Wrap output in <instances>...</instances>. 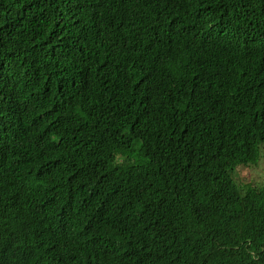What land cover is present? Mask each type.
<instances>
[{
    "label": "trees",
    "instance_id": "trees-1",
    "mask_svg": "<svg viewBox=\"0 0 264 264\" xmlns=\"http://www.w3.org/2000/svg\"><path fill=\"white\" fill-rule=\"evenodd\" d=\"M264 0H0V264H264Z\"/></svg>",
    "mask_w": 264,
    "mask_h": 264
},
{
    "label": "rangeland",
    "instance_id": "rangeland-1",
    "mask_svg": "<svg viewBox=\"0 0 264 264\" xmlns=\"http://www.w3.org/2000/svg\"><path fill=\"white\" fill-rule=\"evenodd\" d=\"M260 151V161L257 164L243 165L235 170L236 172L232 177L239 190L244 191L247 186L264 187V145Z\"/></svg>",
    "mask_w": 264,
    "mask_h": 264
}]
</instances>
